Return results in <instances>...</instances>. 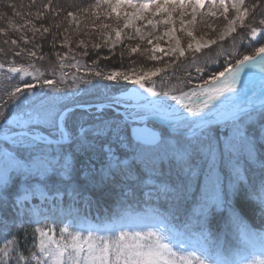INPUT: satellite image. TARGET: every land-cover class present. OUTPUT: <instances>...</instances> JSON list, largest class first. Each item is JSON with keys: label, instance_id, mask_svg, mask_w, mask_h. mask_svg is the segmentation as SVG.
Instances as JSON below:
<instances>
[{"label": "snow or ice", "instance_id": "6c2138e0", "mask_svg": "<svg viewBox=\"0 0 264 264\" xmlns=\"http://www.w3.org/2000/svg\"><path fill=\"white\" fill-rule=\"evenodd\" d=\"M204 3L95 0L87 8L77 5L79 12L67 11L64 31L69 33L74 23L79 31V16L87 18L89 11L97 20L101 12L106 20L115 16L122 27L101 25L115 34V39L104 37L114 48L124 29L134 28L136 37L144 41L152 33L142 28L173 25L177 11L183 31L185 23L196 20ZM35 6L36 0H30L27 17L13 12L24 20L19 26L8 21L9 29L21 32L19 40L24 45L30 41L22 29L31 31L33 39L38 33L43 37L50 32L43 24L36 27L32 17L43 21L45 13L51 12L55 19L62 10L53 0L33 13ZM206 6L208 16L216 15L212 9H223L227 23L221 41L236 33L237 27L248 28L250 41L260 46L255 55H243L232 66L226 60L221 70L198 65L195 55L216 40L195 41L187 49L176 40L175 46L165 50L148 39L153 61L163 58L157 52L167 57L178 53L173 64L186 52L193 54L184 69L187 77L177 76V84L168 91L144 83L165 69L156 67L143 75L92 71L69 55L71 49L54 52L58 64L49 70L52 78L34 63H0V80L16 81L0 97V264H264V75L244 71L248 66L264 65V12L258 21L262 27H256L246 21L250 16L256 21L252 13L259 4L206 0ZM6 7L17 6L6 3ZM229 7L234 13L231 19ZM186 15L192 19L186 22ZM158 16L163 18L155 19ZM140 21L144 23L137 27ZM63 23L56 22L54 27L59 29ZM175 31L168 27L163 35L171 39ZM187 35L192 37V32ZM58 36V32L53 34V49ZM126 39L134 37L127 34ZM69 43L65 35L61 47ZM11 45L9 51L15 57L24 54L29 59H44L20 46L16 38ZM77 46L85 49L78 55H91L83 41ZM33 47L41 45L34 43ZM92 47L98 50L101 45ZM139 50V45L131 48L132 53ZM57 67L77 72L83 67L85 76L66 77L61 71L56 79ZM187 67H195L197 75L195 86L185 90L193 84ZM88 75L125 81L153 99L140 92L116 95L115 85L93 82ZM66 78L72 83L66 84ZM193 98H197L195 105ZM108 204L117 205L116 210L97 216L94 223L80 208ZM140 204L150 213L136 212ZM43 221L50 224L33 229L30 245L27 228ZM229 235L237 236L238 243H228L224 238Z\"/></svg>", "mask_w": 264, "mask_h": 264}, {"label": "rangeland", "instance_id": "374dc122", "mask_svg": "<svg viewBox=\"0 0 264 264\" xmlns=\"http://www.w3.org/2000/svg\"><path fill=\"white\" fill-rule=\"evenodd\" d=\"M259 4L260 7L255 9L252 13L256 17V21H253L251 16L246 21L247 24H252L256 27H262L259 25L258 21L261 18V13L264 12V0H248L246 1V5L251 4ZM187 11L190 13L191 9H187ZM208 11L206 6V0L205 3L200 6V8L197 10L198 14L196 17V20L189 24L185 23L184 30L181 31V26L179 23V12L177 11L174 16V24L173 25H158L155 30H153L151 27L148 28H142V31H147L149 33H152L151 36H148L145 38L144 41H141L139 37H136L134 28L131 29H124L121 33V40L115 45L114 48H110L111 40L108 41V43H105V35H111L112 39H115V34L110 32L109 29H104L101 27L103 23H109L112 27H122L121 24L116 23V17L113 16L110 19L106 20L104 18V13H100V19H95L92 16L91 11L87 12L85 18L84 15L79 16V31H76V24L74 23L71 27L72 30L69 33H65L64 29L68 27L67 21L63 20L64 23L61 25V28L56 29L55 27H51L50 22H46V19L43 21H37L34 22L36 27H40L41 24L44 26L49 25L50 31H53V33H59V36L57 38L59 42L62 43L64 36L67 35L69 37V45L67 48H62L59 46H55V49L52 48L50 40V32L49 34H46L45 36H40L39 33L36 35L33 43L24 45L22 41L19 40V36L21 35V32H16L14 29H9L8 27V21L12 20L14 24L19 26L20 24L24 23V20H20L17 18H14V14L10 15L8 12L5 11V21H1L0 23V48L4 49L5 52L0 53V63H5V65H8V62L11 61L13 64H23L27 65L29 63H34L37 68H39L41 71L45 72V75L49 78H52L50 74V69L52 66L57 65L58 61L56 59V56L54 55V52H60L61 54L65 52H69V49L72 51L69 53L71 57H74L76 61H80L82 65H86L87 68L91 69L92 71H96L98 69H102L105 73H109L113 70L117 71H124L126 74L132 72L136 75H143L145 71L148 70H154L156 67L165 69V71L161 72L160 75L156 77H152L150 80H145L144 83H150L151 86L153 84L157 85V87H161L163 91H168L173 88V86L169 83L165 84L161 83L162 79L167 80L171 79V81H177V77L170 78L172 72L175 70V68L178 65H181L183 62L190 63V61L193 59V54L191 52H186L185 57L180 58V60L177 61L176 64H173L172 61L176 59V56L178 53L172 57L164 56L162 52H157L156 55L158 57H163L160 60L153 61L150 59L151 56V47L152 45H148L147 40L152 39L153 45H159L160 48L167 50L171 46H175L176 40L180 41V46L182 48L187 49V46L189 43H195V41H212L216 40L217 43L215 45H211L210 48L202 49L200 53H196L195 55L199 57V60L197 61V64L203 63L206 61L207 57H209L210 64L215 61V58H219V63H225L227 60V63L232 62L236 57L239 55L242 56L241 50H238V45L242 41H244L243 37L245 33L247 32L248 28L240 29L237 27V32L232 34L231 36L225 37L223 41L219 39L220 33L224 30V27L227 23V21L223 18V9H212V11L216 12L215 16H208L205 13ZM77 12V11H76ZM4 9L3 4H0V15H4ZM47 14V13H45ZM65 16L67 12H64ZM147 14V11H146ZM60 15V14H59ZM232 15L234 13L232 12V9L229 7V13L228 18L231 19ZM64 16V17H65ZM17 17V16H16ZM163 17H156L155 19H161ZM56 17L53 19L54 21L57 20ZM185 21H189L192 19L191 15H186L184 17ZM46 23V24H45ZM144 22L140 21L137 22L136 26L140 27L142 26ZM55 24V23H54ZM65 24V25H64ZM48 27V26H46ZM168 27H175L176 31L173 33V38H169L163 35V33L167 30ZM3 31L10 32V35H6V38L2 39V33ZM22 32H26V35L29 37L32 35L31 31H27L26 29H22ZM42 31V29H41ZM192 32V37H189L187 35V32ZM131 34L134 39L128 40L126 39V35ZM159 36L160 39H155L154 37ZM16 38L18 40V44L22 47H24L26 50H33L37 52V56H44L43 60H39L35 57L29 59L26 55L22 54L20 57L13 56L12 52L9 51V49H12L13 46L11 45V39ZM33 38V37H32ZM8 40V43L5 44L4 41ZM80 41L84 42V46L86 47L87 51L91 54L90 56H82L78 55V53L83 52L85 49L80 48L77 45ZM40 44L41 47L39 49L34 48L33 44ZM59 44V43H58ZM93 44H100L101 47L97 50L94 49L92 46ZM137 45L140 46V50L136 53L131 52V48L136 47ZM260 46V45H259ZM147 49V51H145ZM16 51L19 50V48H15ZM212 53V54H211ZM216 54L213 56V54ZM239 53V54H238ZM211 54V55H210ZM213 56V57H212ZM239 56V57H241ZM99 57V58H98ZM103 57H108L107 59H103ZM93 60H96V63H93ZM74 61H69V63ZM222 65V64H221ZM31 71V69H30ZM63 71V73L66 74V77H71L73 74L84 77L85 76V70L82 67L79 72H77L76 69L65 67L63 70L56 68V79L59 78V75ZM192 72H195L193 70ZM7 73H4V77H7ZM196 77V72L192 73V79L194 81ZM88 79H91L93 82L99 81L103 84H113L115 85L113 88V92L116 95L125 96L129 95L134 92H140L142 95H144L146 98L151 97L147 93H144L142 89H139L137 86L129 84L125 81H106L102 80L99 77L88 75ZM186 76H183L181 79H185ZM28 79H31V77H28ZM43 79V77H42ZM160 79V80H158ZM170 81V80H167ZM195 82V81H194ZM16 81H11V84H15ZM66 84H71L72 80L70 78H66L65 81ZM11 84L9 81L5 78L3 80H0V92L5 91V88H7L9 91H11ZM193 83L192 85H194ZM146 85V84H145ZM59 87V85H57ZM78 87H85L83 84H78ZM128 86V87H127ZM127 87V91L123 92V89ZM156 87V86H154ZM156 89V88H155ZM65 91H67V88H64ZM3 94V93H2ZM82 211V209H81ZM151 210L147 208L145 211H139V213L149 212ZM56 222H60L57 220ZM95 222V219L92 221ZM60 227V226H59ZM256 231H259L256 230ZM57 237H58V230H57ZM259 259V257H257Z\"/></svg>", "mask_w": 264, "mask_h": 264}, {"label": "trees", "instance_id": "16d2710c", "mask_svg": "<svg viewBox=\"0 0 264 264\" xmlns=\"http://www.w3.org/2000/svg\"><path fill=\"white\" fill-rule=\"evenodd\" d=\"M246 1H248V0H246ZM47 2H48V0H36V6L35 7H32L31 8V11L33 13H35L37 10H42V9H40V5L42 3H47ZM94 2H95V0H53V4L58 9H62V10L59 13L60 15L57 17L58 19L55 20V21L53 20L54 18L52 16L51 12H46L47 13V14H45L46 22L47 21L50 22L51 24H53V25H51V27L52 26L54 27V23L64 20V16H65L64 12H67L69 10L79 12V9L76 7L77 5H79V6L83 7V8H87L90 4H92ZM6 3H13L17 7L15 9H8L6 7ZM0 4H3L4 13L6 11L10 15H13V12L14 11H18V12H20L22 14L23 17H27V13L29 11L30 0H4V2H0ZM5 16H7L6 13L4 15H0V23H1V21H5L4 20L5 19ZM14 18L23 20L21 18V16H17V17L15 16ZM31 19L33 20V22H37L34 19V17H32ZM46 26L49 27V25H47V24H46ZM53 34H55V32L53 33V31H50V36H51L50 37L51 38L50 43L52 41ZM1 35H2V39H4V38H6V35H10V32L3 31V33ZM249 37H250V30L248 29L247 32L245 33L244 37H243L244 41H242L240 43V45L237 46V48L239 47L238 50H241L242 56L243 55H254L255 54V48L259 46V44H257L255 41H250ZM28 38H29V41H32L30 43H33L34 40L37 39V38L36 39H33L32 38V35L29 36ZM58 39L59 38L56 39V46L61 47V42H59ZM249 44H251L252 46H249ZM214 55H216V54L214 53L213 56ZM239 56H241V55H239ZM239 56L236 57L234 60H232V62L228 63V65L229 66L234 65V63H235V61H236L237 58H242V56L241 57H239ZM206 59H207L206 61H204L203 63H200L198 65L206 66V67H209V68H216L217 66H219V68L222 70L224 64L223 63H219V58H215L214 59L215 61H213V63H211V64H210V61H208V60H210L209 57H207ZM189 64L190 63L183 62L181 65H178L175 68V70L170 71V72H172V73H170L171 74V77L170 78H175L177 76H179L180 78H182L183 76H186L187 77V73L184 71V69ZM193 70H195V67H187V72L195 73V72H192ZM204 76H205V78H210V76H209L208 73H205ZM166 79L167 80H170V81H167L165 79H162L161 83H164V82H165V84L169 83L172 86H174V85L177 84V81H171V79H168V78H166ZM158 80H160V79H158ZM194 81H195V79H194ZM194 81H193V83H195ZM201 83H202V81H201ZM145 84H146V86H151L150 83H145ZM154 86H156L155 88H156L157 91L163 92V89L161 87H157V85H155V84H154ZM194 86H195V84L194 85H188V86H186L185 90H187V88H189V87H194ZM127 87H125L123 89V92L126 91ZM0 97H4V90L0 92ZM37 203H38V201H37ZM80 208L82 209V212H84L86 214H89L93 218V220H94L97 216L104 215V214H106L108 212H111V211L116 210L117 205H115V204H108V205H105V206L100 207V208H97L95 206H93L91 208H87V207L81 205ZM147 208H148L147 206H145L143 204H140V205H138V206L135 207V211H145V210H147ZM161 211H163V209H161ZM245 219H246V221H247V223L249 225H251V226L254 227V230H258L259 229V226L258 225H255L253 221L248 220L246 217H245ZM49 224H50V221H43L41 225H32V226H29L27 228V232H28V243L31 245L34 242V237H33V234L32 233H33V229L35 227H43V226L49 225ZM59 226H60V223L59 222H56L55 227H56L57 230L59 229ZM15 231H16V229H13V232H15ZM213 231H215V229H213ZM20 235H21V237H23L24 232L21 231ZM224 239L228 243H231L233 245H235V244L238 243V237L235 236V235H229V236L225 237ZM0 246H2V245H0ZM226 246H227V244H226Z\"/></svg>", "mask_w": 264, "mask_h": 264}, {"label": "bare ground", "instance_id": "6f19581e", "mask_svg": "<svg viewBox=\"0 0 264 264\" xmlns=\"http://www.w3.org/2000/svg\"><path fill=\"white\" fill-rule=\"evenodd\" d=\"M245 72H250L254 75H259L260 73H264V65H255V66H248L244 70Z\"/></svg>", "mask_w": 264, "mask_h": 264}]
</instances>
